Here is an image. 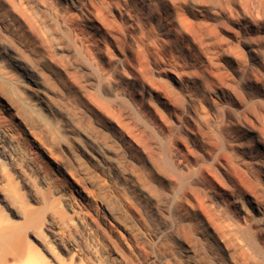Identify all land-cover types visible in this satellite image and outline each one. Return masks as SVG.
<instances>
[{
  "label": "bare ground",
  "instance_id": "bare-ground-1",
  "mask_svg": "<svg viewBox=\"0 0 264 264\" xmlns=\"http://www.w3.org/2000/svg\"><path fill=\"white\" fill-rule=\"evenodd\" d=\"M34 4L46 17L44 26L68 43L60 53L75 59L88 79L91 88L83 91L84 96L87 92L85 97L91 98L89 93L96 89L93 96L98 106L92 104V97L86 98L84 108L100 117L108 103L120 107L125 103L144 131L161 140L158 145L168 154L162 157L175 160L190 180L203 182L224 215L235 220L230 219L236 223L237 238L264 264V0H35ZM1 8L0 24L9 23L18 45L48 70L41 60L45 57L36 56L31 29H16V22ZM4 43L0 36V61L19 72L24 85L15 95L20 106L35 113L50 111L36 71L14 59V52ZM240 53L248 57L241 67ZM221 62L233 67L240 79L237 86H230L228 68ZM72 76H56L58 86L70 98L75 94ZM105 100L109 102L105 104ZM98 102L106 107L102 110ZM110 109H105L111 115L105 120L111 129L107 130L121 137L126 121L123 118L119 123L116 110ZM2 114L0 264H123L114 248L96 238V229L89 224L94 216L83 197L70 202L61 196L57 177L50 173L48 154L28 136L30 128H20ZM80 136L89 145L80 147L74 139L78 154L89 162L102 159L101 149L90 137ZM127 142L126 146L136 143ZM205 163L209 169L204 168ZM124 175L121 171L119 177ZM122 183L113 185L116 192L123 190ZM101 209L111 226L119 229L112 214ZM173 224L160 229L158 238L172 237ZM197 235L203 236L199 231ZM175 239L188 255L190 247L178 236ZM130 257L126 264L139 263Z\"/></svg>",
  "mask_w": 264,
  "mask_h": 264
},
{
  "label": "rangeland",
  "instance_id": "rangeland-1",
  "mask_svg": "<svg viewBox=\"0 0 264 264\" xmlns=\"http://www.w3.org/2000/svg\"><path fill=\"white\" fill-rule=\"evenodd\" d=\"M34 2L35 0H0V6L7 15L9 14L8 17H11L16 22V29L24 28L32 30L30 32L36 38L35 42L38 52L36 56H42L39 58L45 57L41 60L46 64L48 70L40 67V63L36 60L37 58L18 45L17 39L14 36L15 34H13L15 32L9 23L0 24V36L3 42H5L4 45L14 52V59L17 58L27 67L36 71L37 77L43 83L46 90L47 101L49 106H51V110L40 112L37 110L35 113L32 110L28 111V108H25L23 105L20 106L21 103L17 101L16 93L21 90L23 91L24 85L21 83V74L11 68L7 69L6 62L0 61V78H2L0 79V113H3L2 115L7 117V121H14L13 124L16 126L30 128L28 136L34 139V144L38 149L48 154L50 173L57 177L58 183L56 187L60 191L61 196L70 200V202H73V200L77 202L79 196L83 197L84 205L92 214L91 217L94 216L95 218L92 220L90 217L89 224L92 228L96 229V238L102 239L111 248H114L113 252L117 256L116 258H120L119 261L123 264L129 261L128 258L130 256L133 258V261L139 262L138 264H220L219 260L223 261L222 264H262L263 262L241 243L240 234L236 233L238 231L235 226V220L224 215V211H221L220 204L215 197L206 192L203 182L198 179L195 181V178H193L194 180H190L186 172L185 175L183 171H181L182 173L180 172L175 160H173L175 162L171 161L169 156L162 157L167 151L164 150L163 146L159 147L162 144L161 140L156 139L158 137L152 136L153 134L144 131L142 125L137 123L135 115L130 114H133V112L130 111L125 103H121L122 107H120L121 105H114L112 103L113 107L111 103H108L107 105L109 106L110 104V106L106 107L104 105L105 108L101 105L102 102H98L102 110L103 108L106 111L107 108L112 107L110 110L114 108L116 110L115 113L118 114L119 123L124 122V120L126 121V124L124 122L125 126H121V137H117L116 134L114 135L110 131L111 129L105 120L110 118L111 115L108 116L105 109L102 116L96 117V113L93 114L92 111L89 112L84 108L86 98L91 99L93 97L92 99H95L93 93L96 92V89L93 93H89L92 95L91 98L89 95V97H85L88 94L87 92L84 96L85 92L83 93V91H88V88H91L88 79L81 73L75 59L70 57L69 59L68 56L60 53L59 49H64L68 43L59 36L57 37L54 29L52 30V28L44 26L46 17L43 13L38 12ZM211 3L213 4V2ZM52 32L56 34H52ZM60 45H63V48ZM47 50H50V52ZM239 59L241 67L248 57L242 54ZM220 64L225 66L226 69L228 68L227 75L229 76L228 79L230 78V86H237L240 83V79L234 73L233 67L223 62ZM1 69L3 70L1 71ZM49 69L50 72H48ZM64 71L67 73L65 74ZM57 75H64L65 77L73 75L71 79L73 78L72 80L75 82L73 83L74 98L72 96L71 98L70 96L68 97L67 93L63 92L58 86ZM232 76L235 78L233 79ZM74 79L77 80L75 81ZM94 88L96 87H93L90 91H93ZM92 101H94L92 104L98 106V104H95L97 103L96 99ZM104 102L106 104L109 101L105 100ZM7 103L10 104L12 109L9 108ZM126 106L128 107L127 109L125 108ZM22 108H25L27 111ZM106 115L108 117L105 118ZM122 119L123 121L121 122ZM130 121L134 125L132 130L131 126L133 127V125L130 126L127 123ZM129 126L130 129H128ZM138 126L142 127L143 130L142 128H138ZM124 128L125 130L127 128L128 130L126 131L129 133H125V130L123 131ZM81 133L87 134L94 144L101 149L104 155L102 159H99L95 163L89 162L78 154V148L75 143L80 145V147L89 145V141L84 140L80 136ZM131 137L132 139H130ZM129 140L137 143L134 142L136 149L130 144L126 146ZM158 148L159 150H157ZM165 164L168 165L164 166ZM207 164L205 163L203 166ZM204 168L209 169L210 167L206 166ZM121 171L127 174L123 178L119 177ZM211 172L216 176L213 170ZM178 173L182 177H179ZM182 178L187 179L183 180ZM117 183L124 184V188H122L124 191H115L113 185L115 186ZM180 195L181 199L179 198ZM195 201L198 203L196 202L195 204ZM176 202H178V206H176ZM103 207L112 214V218L114 222L116 220L118 223L119 229H115L108 222L107 215L101 211ZM183 216L187 218L184 219ZM172 224L175 227L177 226L176 228L174 227L173 236L167 235V238H165L166 236H162L163 240L158 238L157 232L164 226L167 227ZM198 231L203 234L202 237L197 235ZM174 235L178 236L180 240L190 247L191 250L188 252V255L184 253L185 250H182L180 245L175 243L176 237ZM237 235H239L238 238ZM242 246H245L247 249ZM131 257L130 259H132ZM126 258L128 261H126Z\"/></svg>",
  "mask_w": 264,
  "mask_h": 264
}]
</instances>
